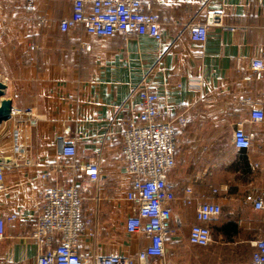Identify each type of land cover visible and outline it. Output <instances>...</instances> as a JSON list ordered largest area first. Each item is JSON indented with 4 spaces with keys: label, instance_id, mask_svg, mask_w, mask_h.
Here are the masks:
<instances>
[{
    "label": "crops",
    "instance_id": "crops-1",
    "mask_svg": "<svg viewBox=\"0 0 264 264\" xmlns=\"http://www.w3.org/2000/svg\"><path fill=\"white\" fill-rule=\"evenodd\" d=\"M143 2L161 19L159 40L135 33L98 38L80 26L60 32L59 20L70 14L71 0H0V81L13 109L0 123L5 164L0 217L18 214L5 224L0 239L6 264H36L33 223L41 193L54 186L74 184L93 215L95 236L79 241L85 264H99L106 255L134 257L148 244L125 227L131 205L124 196L131 178L120 138L139 114L138 95L130 94L144 76L170 117L188 113L187 123L176 131V163L168 172L177 233L166 245L167 263L190 245L187 237L202 201L221 207L213 228L223 236L229 222L236 225L232 238L250 246L262 235L264 210H255L247 198H264V121L250 122L241 100L252 99L264 112V81L246 79L252 74L250 59L264 46V0ZM208 13L221 14L222 25L210 26L202 44L191 40L187 24L203 22ZM42 17L48 23L38 26ZM197 51L200 58L193 56ZM192 80H200L201 87H190ZM237 124L253 134L249 149L232 144ZM60 138L74 142L76 156H62ZM88 162L99 166L96 183L83 173ZM188 188L192 202L186 205Z\"/></svg>",
    "mask_w": 264,
    "mask_h": 264
},
{
    "label": "built area",
    "instance_id": "built-area-1",
    "mask_svg": "<svg viewBox=\"0 0 264 264\" xmlns=\"http://www.w3.org/2000/svg\"><path fill=\"white\" fill-rule=\"evenodd\" d=\"M47 23L48 19L42 17L38 19L37 25L45 26ZM221 25V14L208 13L203 22L192 21L187 24L188 36L202 44L208 28ZM77 26L98 38H108L114 33L148 35L155 40L161 38V19L149 10L143 0H71V12L59 20L58 27L60 32H67ZM86 48L90 49V46ZM193 56L200 58L202 52H194ZM250 69L252 74L246 79L264 81V46H259L257 56L250 59ZM188 84L192 88L201 87L200 80H192ZM133 93L139 98V114L135 120H129L120 132L122 162L131 178L124 196L131 205V214L126 218L125 227L129 233L142 234L148 244L134 257L106 255L99 259V264H168L166 245L177 233L171 211V204L176 197L173 185L168 181V172L176 163V131L185 126L188 113L184 111L170 117L161 105L159 95L148 87L146 76L130 96ZM261 98L264 99V93ZM241 102L249 108L250 122L264 121V112L255 107L252 99L244 98ZM25 114L30 116V110ZM30 122L34 123V119ZM252 139L253 134L245 132L237 124L232 133L233 146L236 149H249ZM58 143L62 156H76L74 142L60 138ZM83 173L90 182L96 183L99 178L97 162L84 164ZM41 178L45 179L46 174H41ZM4 180L5 164L0 161V191L5 189ZM210 191L213 194L218 192L216 188H210ZM191 196L192 190L186 189L183 204H191ZM40 197L42 204L31 234V239L39 249L36 264H85L79 252V241L82 237L93 238L96 228L93 215L84 207L78 187L74 184L48 187ZM247 201L255 210H264L262 196L253 194L248 196ZM220 213L218 204L200 202L195 211L196 221L189 230L188 243L200 248L207 247L212 242L214 222ZM16 219V213L0 217V239L4 235L5 224ZM250 244L252 252L244 264H264V231ZM0 264L6 263L0 259Z\"/></svg>",
    "mask_w": 264,
    "mask_h": 264
},
{
    "label": "rangeland",
    "instance_id": "rangeland-1",
    "mask_svg": "<svg viewBox=\"0 0 264 264\" xmlns=\"http://www.w3.org/2000/svg\"><path fill=\"white\" fill-rule=\"evenodd\" d=\"M238 221L237 218H229ZM172 259V264H244L250 258L252 248L241 238L223 236L213 228L212 242L205 248L184 245Z\"/></svg>",
    "mask_w": 264,
    "mask_h": 264
},
{
    "label": "water",
    "instance_id": "water-1",
    "mask_svg": "<svg viewBox=\"0 0 264 264\" xmlns=\"http://www.w3.org/2000/svg\"><path fill=\"white\" fill-rule=\"evenodd\" d=\"M5 84L0 81V123L9 118L11 112V102L4 97Z\"/></svg>",
    "mask_w": 264,
    "mask_h": 264
},
{
    "label": "trees",
    "instance_id": "trees-1",
    "mask_svg": "<svg viewBox=\"0 0 264 264\" xmlns=\"http://www.w3.org/2000/svg\"><path fill=\"white\" fill-rule=\"evenodd\" d=\"M222 231L226 234L228 238L232 239L234 233H236V225L233 222H229Z\"/></svg>",
    "mask_w": 264,
    "mask_h": 264
}]
</instances>
